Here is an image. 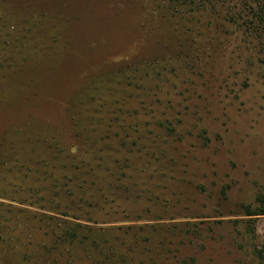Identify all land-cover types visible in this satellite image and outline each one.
Wrapping results in <instances>:
<instances>
[{"label":"rangeland","instance_id":"1","mask_svg":"<svg viewBox=\"0 0 264 264\" xmlns=\"http://www.w3.org/2000/svg\"><path fill=\"white\" fill-rule=\"evenodd\" d=\"M260 1L0 0V153L15 145L25 158L35 139L39 152L55 138L75 147L78 111L83 126L133 128L159 135L158 143L169 127L168 206L178 217H202L178 221L201 229L183 257L258 264L264 217L245 218L242 206L264 197ZM16 225L44 238L24 219ZM14 258L0 243V264Z\"/></svg>","mask_w":264,"mask_h":264},{"label":"trees","instance_id":"2","mask_svg":"<svg viewBox=\"0 0 264 264\" xmlns=\"http://www.w3.org/2000/svg\"><path fill=\"white\" fill-rule=\"evenodd\" d=\"M258 4L255 19L264 34V0ZM95 84L89 83L81 95L91 93ZM78 113L71 120L79 141L75 147H63L55 138L44 141L39 152L41 141L35 139L25 158L15 145H4L0 153V176L12 188L0 192V243L13 253L14 262L195 264L183 257L182 249L200 237L201 229L178 221L202 217H178L167 202L175 162L162 143L173 130L162 126L167 134L158 143L159 135L133 128L121 134L109 126H83L75 119ZM255 202L254 209L242 206L243 217H264V197ZM21 219L44 238L19 232ZM254 257L264 264V245Z\"/></svg>","mask_w":264,"mask_h":264}]
</instances>
